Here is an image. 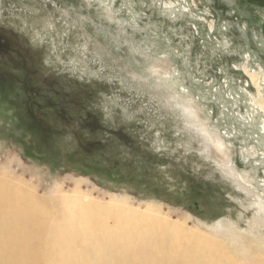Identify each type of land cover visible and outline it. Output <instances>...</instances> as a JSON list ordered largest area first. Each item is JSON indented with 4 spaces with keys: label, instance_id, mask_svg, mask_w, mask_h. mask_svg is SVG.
Segmentation results:
<instances>
[{
    "label": "rangeland",
    "instance_id": "1",
    "mask_svg": "<svg viewBox=\"0 0 264 264\" xmlns=\"http://www.w3.org/2000/svg\"><path fill=\"white\" fill-rule=\"evenodd\" d=\"M0 185L264 259V0H0Z\"/></svg>",
    "mask_w": 264,
    "mask_h": 264
},
{
    "label": "bare ground",
    "instance_id": "2",
    "mask_svg": "<svg viewBox=\"0 0 264 264\" xmlns=\"http://www.w3.org/2000/svg\"><path fill=\"white\" fill-rule=\"evenodd\" d=\"M196 237L137 211L114 213L75 199L64 201L56 216L0 185V264H243L218 243Z\"/></svg>",
    "mask_w": 264,
    "mask_h": 264
}]
</instances>
